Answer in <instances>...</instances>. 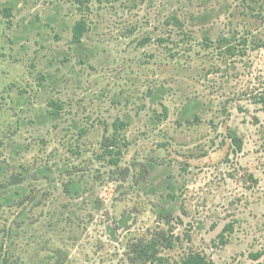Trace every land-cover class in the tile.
<instances>
[{
  "label": "rangeland",
  "instance_id": "1",
  "mask_svg": "<svg viewBox=\"0 0 264 264\" xmlns=\"http://www.w3.org/2000/svg\"><path fill=\"white\" fill-rule=\"evenodd\" d=\"M261 96L264 0H0V264H256Z\"/></svg>",
  "mask_w": 264,
  "mask_h": 264
},
{
  "label": "trees",
  "instance_id": "2",
  "mask_svg": "<svg viewBox=\"0 0 264 264\" xmlns=\"http://www.w3.org/2000/svg\"><path fill=\"white\" fill-rule=\"evenodd\" d=\"M85 31H86L85 23L83 21L77 23L73 28L74 42H79ZM258 103L262 105L263 110H264V96L259 97ZM125 126H126L125 123L117 122L114 125L115 131L118 132ZM234 139L237 140V137H235ZM112 147H113V145L107 146L108 150H110V148H112ZM155 244H156L155 242L149 243V244L145 245L143 250L141 249V252H144V254H145V256H147L148 260L154 261L153 259H156V256H157L156 254L151 255L152 252H154V249L156 248ZM252 259L256 262V264H264V251L259 252L257 254H253ZM180 264H215V263L211 260H208L205 256H203L201 254L194 253V254H190Z\"/></svg>",
  "mask_w": 264,
  "mask_h": 264
}]
</instances>
